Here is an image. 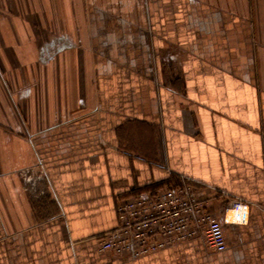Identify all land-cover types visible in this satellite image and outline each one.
Masks as SVG:
<instances>
[{
	"label": "crops",
	"instance_id": "1",
	"mask_svg": "<svg viewBox=\"0 0 264 264\" xmlns=\"http://www.w3.org/2000/svg\"><path fill=\"white\" fill-rule=\"evenodd\" d=\"M182 176L224 252H99ZM0 264H264V0H0Z\"/></svg>",
	"mask_w": 264,
	"mask_h": 264
},
{
	"label": "built area",
	"instance_id": "2",
	"mask_svg": "<svg viewBox=\"0 0 264 264\" xmlns=\"http://www.w3.org/2000/svg\"><path fill=\"white\" fill-rule=\"evenodd\" d=\"M201 187L212 189L182 176L162 191L119 203L117 226L98 237L99 252L139 260L193 240H202L213 252H224L225 227L247 223V207L235 199L215 218Z\"/></svg>",
	"mask_w": 264,
	"mask_h": 264
}]
</instances>
